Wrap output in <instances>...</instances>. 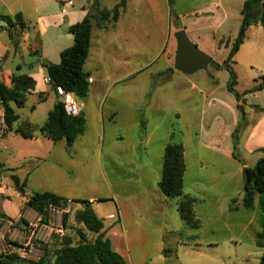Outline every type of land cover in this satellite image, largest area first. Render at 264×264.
I'll list each match as a JSON object with an SVG mask.
<instances>
[{"label":"rangeland","instance_id":"obj_1","mask_svg":"<svg viewBox=\"0 0 264 264\" xmlns=\"http://www.w3.org/2000/svg\"><path fill=\"white\" fill-rule=\"evenodd\" d=\"M113 1L106 0L105 6H112ZM237 4L238 0H235L234 5ZM80 5L81 0H76L75 9ZM129 24L124 23L126 26ZM33 27L35 32H39L37 26ZM94 32L97 33L95 27ZM160 32L162 36L158 35ZM154 33L153 37L147 39L144 37L146 31L139 30L138 40H133L132 44L114 43L111 38L105 37L107 53L113 58L100 64L88 98H74L78 106L85 107L87 128L72 148L67 146L65 140L53 143L38 137V142H34L22 138L15 131H11L8 138L0 143V192L8 196L0 200V210L12 214L19 209L18 201L12 195L15 184L10 175L16 174L24 182L26 174L38 164L40 169L31 176L27 196L38 191H53L67 200L89 201L93 198L96 201L92 208L106 228L113 223L107 220L108 216L115 212L114 203L110 201L112 192H133L134 181L124 174L128 173V161L122 159L119 153H129L125 157L131 160L140 157L141 153L156 157L164 153L168 144L181 143L187 153L186 191H200L195 197V214L201 221V227L196 230L186 226L174 202L161 211V215L153 218L166 234L168 264H259L264 249L257 247L255 238L264 233V208L257 202L253 211L242 209L234 212L236 201L230 203L227 199L210 198L217 189L236 195L243 191V183H240L237 174L240 163L253 167L259 159L264 158V90L247 93L264 76V29L251 37L234 64L238 80L236 91L244 101L243 106L239 105V118L233 116V111L237 112L236 105L240 99L238 101L227 90L229 73L224 69L216 70L213 65L208 71L191 76L175 70L168 64L166 52L171 49L169 57L173 65L176 46L166 47L168 32L155 29ZM46 41L49 43L50 40ZM50 48V45H45L46 50ZM127 53L129 59L125 60ZM31 58L36 59L34 56ZM226 58L227 51L220 49L214 61L221 64ZM24 59L30 57L25 55ZM136 60L138 73L126 77L125 70L131 66L134 69ZM113 64L115 69H111ZM172 71H176V74L173 75ZM36 74V89L29 95L25 107L17 109V113L22 119L41 126L47 121L57 100L55 92L50 91L44 81L46 75L40 68ZM188 79L205 92L216 88V93L204 101L199 90H190L192 82H188ZM180 87L185 91L178 98L174 91ZM48 89L46 99L41 102L37 95ZM183 96L187 99L183 100ZM58 97L62 101L61 96ZM212 103L217 106L212 108ZM205 108H208L206 116L202 115ZM178 109L180 119L175 116ZM232 151L240 160L234 163L237 174L234 182L228 187L222 185L221 181L210 182L220 177L222 172L225 176L230 173L226 169V160L215 153ZM37 153L52 155L45 164H40L33 157ZM25 156L27 158L22 159ZM200 156L204 163L201 170L198 164ZM157 166L160 170L161 164ZM4 186L10 190L3 189ZM210 191V195L206 193ZM159 197L167 199L150 193V204L163 206ZM81 210L80 204L72 205L65 222L66 235L78 243V232L82 231L88 240L94 241L96 235L88 232L77 220L76 215ZM250 217L253 218L251 226L248 225ZM62 240L55 237L47 247L41 246L42 249L35 251L26 261L39 262L46 249H56ZM54 260L55 257H52L50 263Z\"/></svg>","mask_w":264,"mask_h":264},{"label":"crops","instance_id":"obj_2","mask_svg":"<svg viewBox=\"0 0 264 264\" xmlns=\"http://www.w3.org/2000/svg\"><path fill=\"white\" fill-rule=\"evenodd\" d=\"M73 1V6L67 7L63 5L61 0H0V15L15 17L16 15L21 14L24 21L29 26V30L22 34L21 44L19 45L21 49L19 55V47L16 48L13 45L9 30L1 28L5 26H0L1 83L10 86L12 77L20 75L29 76L37 83L38 76L36 70L40 68L43 74L46 75L44 81L48 84V88L50 91L55 92V99L57 102L60 101L58 93L53 89L52 85L46 81L50 78L48 77L47 68L42 65V61L59 64L61 62V53L65 49L74 45L75 40L74 36L69 31L70 27L86 18L94 0H81V5L77 9H75L76 0ZM105 2L106 0H100L101 6L105 9L111 10L120 2V0H114L110 7H106ZM234 2L235 0H127L126 8L117 22H111L103 29L95 26L97 33L93 30L90 55L85 65V71L90 75L91 85L95 83L94 74L97 75L99 73L100 64L106 63L110 57L113 58L111 54L109 55L107 53V45H105L107 44L105 43L106 36L111 38L114 43L132 44L133 40L137 42L139 30L146 31L144 37L148 39L155 35V29H160L164 32H168V42L166 47L169 46L171 48L176 46L177 48L175 33L180 30H185L190 40L197 44L203 52L210 55L213 59L217 51L220 49L227 51L228 56L230 47L241 26L242 9L245 0H238L236 6L234 5ZM129 12L131 13L129 14ZM128 22L130 23L128 26L124 25V23ZM33 25L38 27L39 32H35L34 27L31 28ZM261 29L264 28L261 26H252L248 30L244 44L234 57V64L239 60L241 52L244 50L251 37L253 38L260 33ZM158 35L162 36V33L160 32ZM47 39L50 40L49 43H47ZM45 45H50L51 48L46 50ZM166 50L167 49L165 48V51ZM167 51L166 56L168 64L170 67H174V64L172 65L169 57L171 49H168ZM25 55H28L30 59H24ZM32 56L36 57V59L32 60ZM21 59L22 61H20ZM128 59L129 55L127 53L125 60ZM137 65L136 60L134 69L133 66L127 68L125 70V76L129 77L134 73L137 74ZM111 69H115L114 64L111 65ZM169 70H172V68H169ZM175 72L176 71H172V74H176ZM188 80V82H192L190 90H199V93L204 96V101L208 100L209 97L216 93V88H210L209 92H205L193 81L190 79ZM49 89L46 92H40L37 95L41 102L46 99L45 94L49 92ZM184 91L185 88L180 87L175 88L174 93L176 97L181 98V94H183ZM70 97L72 100L75 98L72 95H70ZM186 99L187 98L183 96V100ZM239 105L243 106L244 101L240 99L239 104L236 105L237 112L234 113L232 110L235 118H239L240 116ZM216 106V103H212L211 105L212 108ZM77 107L79 113H83L85 117H87L83 111L85 107L83 108L78 105ZM33 108L35 109V106ZM207 110L208 108L203 109L202 115L206 116ZM175 113V116L180 119V110L178 109ZM7 138L8 136L5 140ZM27 140L38 142V138ZM50 141L53 142L52 140ZM73 145L71 147L67 146L72 148ZM125 154L129 153H119V155L122 156V159H127L126 161H128L126 162V166L129 168L127 170L128 173L124 174L127 175L126 177H129L134 181L133 192L130 194L112 192L110 201L114 203L115 212L110 215H116L117 219L109 220L107 218V220L113 223H110L106 228L104 227L103 233L105 234V237L111 241L114 250L124 258L127 264H168V255L166 256L164 253L167 249L166 234L161 226L156 225L153 218L158 214L161 215V211H165L167 206L172 204V202H174L177 210V200H163L162 197H159L163 206L157 207L152 206L149 200L150 193L158 194V196L162 195L158 184L162 179L164 153H159L156 157H152L149 153H141L140 157L133 160L125 157ZM215 154L226 160V169L230 170V173L225 176L222 172L220 177H216L210 182L219 183L221 181L222 185L228 187L234 182L238 174L240 176V183H243L244 186V181L242 182L244 179V170L249 166L244 162L240 163V167L236 174L234 163H239L240 160L234 156L236 155L234 151ZM51 155L52 153H37L33 157H35L40 164H45L50 159ZM26 158L27 157L25 156L22 159L25 160ZM186 158L187 153H185V162ZM217 161L218 159L216 158L215 162L217 163ZM157 164H161L160 170ZM198 164L200 170L203 169L204 163L201 156ZM32 169V172L30 171L26 174L25 181L27 186L31 182L32 174L39 171L40 165L37 164ZM187 171L188 170L186 169L184 176V191L187 195L196 197V195H198L196 193H200L198 189H195V192L186 191ZM199 173L201 172L199 171ZM3 189L10 190L5 186ZM212 191L206 193L210 195ZM46 192L64 198L53 191H38L34 193ZM213 193L214 195L210 198L211 200L227 199L230 203L236 201V205L233 207L234 212H239L240 210L245 209L243 206V191L238 192L236 195L234 193L226 194L223 192V189L219 192L217 189ZM12 195L16 197L19 209L12 214H7L0 210V215H4L11 219H17L22 213L30 209L28 201L31 196H27V191L25 195L20 194L16 188ZM7 197L6 194L0 192V200H4ZM68 200L72 201L76 199L70 198ZM95 201L96 200L93 198L89 200L92 205ZM252 219L253 218L251 217L249 218L248 225L250 226L252 225Z\"/></svg>","mask_w":264,"mask_h":264},{"label":"trees","instance_id":"obj_3","mask_svg":"<svg viewBox=\"0 0 264 264\" xmlns=\"http://www.w3.org/2000/svg\"><path fill=\"white\" fill-rule=\"evenodd\" d=\"M126 4L127 0H120L113 9L108 10L101 6L100 0H94L86 18L70 27L69 31L74 36L75 43L61 53V62L53 64L42 61V65L47 68L50 84L56 92L58 88H61L65 93L77 99H86L89 96L91 82L90 75L85 71V65L90 55L94 27L103 29L107 24L117 22ZM3 19L9 23V27L1 28L9 30L13 45L16 48L19 47L22 34L29 30L28 24L21 14L15 17L0 15V22ZM252 26L264 28V0H245L241 26L230 47L229 54L223 63L213 65L216 69H224L229 73L227 90L238 100L240 96L236 91L238 80L234 70V57L244 44L246 34ZM35 86L34 79L26 75L13 76L10 86L0 82V94L5 103L8 128L24 139L44 137L55 143L65 140L71 147L86 131L87 119L83 113L68 114L65 104L60 101L54 105L48 114L47 121L41 126L28 119H22L17 113V109L25 107L28 96L34 91ZM263 90L264 76L247 93H257ZM186 169L183 144H168L164 150L162 179L158 187L164 197L177 200L179 217L186 226L197 230L201 227V221L195 214L196 198L187 195L184 191ZM11 179L16 190L25 195L26 181L22 182L16 175H11ZM243 192L245 209L253 211L257 202L264 208V158L259 159L255 166L245 168ZM68 201L50 192L34 193L28 201V206L44 214L50 204L62 206ZM71 202L82 206V210L76 215L77 220L88 232L96 235L94 241L88 240L83 232L79 231L78 243L66 235L56 249H46L44 257L37 263L20 259L16 254L3 256L1 253L0 263L51 264L52 257H55L52 264H127L124 258L114 250L111 241L105 237L104 225L92 209V203L84 200H72ZM0 217L5 216L0 215ZM68 218L69 215H66V221ZM256 245L264 249V233L256 237ZM164 253L167 256L168 249ZM259 264H264V253Z\"/></svg>","mask_w":264,"mask_h":264},{"label":"built area","instance_id":"obj_4","mask_svg":"<svg viewBox=\"0 0 264 264\" xmlns=\"http://www.w3.org/2000/svg\"><path fill=\"white\" fill-rule=\"evenodd\" d=\"M64 6L71 7L73 0H61ZM50 83V79L46 80ZM58 95L61 96L65 109L70 115L79 113L77 104L71 99L70 95L58 88ZM10 133L6 121L5 103L0 94V143ZM73 203L68 201L65 205L59 206L50 204L41 214L30 207L17 219L0 217V253L3 256L16 254L20 259L26 260L40 251L41 246L47 245L57 238L66 236V215L71 211ZM109 220L117 219L116 215H110ZM6 264V263H0Z\"/></svg>","mask_w":264,"mask_h":264},{"label":"water","instance_id":"obj_5","mask_svg":"<svg viewBox=\"0 0 264 264\" xmlns=\"http://www.w3.org/2000/svg\"><path fill=\"white\" fill-rule=\"evenodd\" d=\"M0 26L8 27L9 23L3 19L0 22ZM175 39L177 42L174 58L175 70L191 76L200 71H208L209 67L214 65V59L192 42L185 30L175 33Z\"/></svg>","mask_w":264,"mask_h":264}]
</instances>
